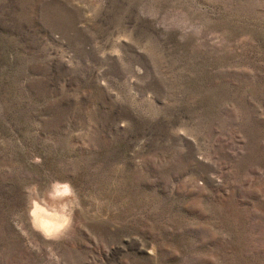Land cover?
<instances>
[{"label": "rangeland", "instance_id": "374dc122", "mask_svg": "<svg viewBox=\"0 0 264 264\" xmlns=\"http://www.w3.org/2000/svg\"><path fill=\"white\" fill-rule=\"evenodd\" d=\"M0 264H264V0H0Z\"/></svg>", "mask_w": 264, "mask_h": 264}, {"label": "bare ground", "instance_id": "6f19581e", "mask_svg": "<svg viewBox=\"0 0 264 264\" xmlns=\"http://www.w3.org/2000/svg\"><path fill=\"white\" fill-rule=\"evenodd\" d=\"M38 206V205H37ZM46 210V209H45ZM34 221L44 232L49 233L56 231L65 223V217L59 213L50 215L44 209L35 208L33 212Z\"/></svg>", "mask_w": 264, "mask_h": 264}]
</instances>
